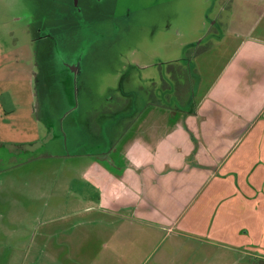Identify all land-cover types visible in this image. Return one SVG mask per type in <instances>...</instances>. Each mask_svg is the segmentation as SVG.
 <instances>
[{
    "label": "rangeland",
    "instance_id": "374dc122",
    "mask_svg": "<svg viewBox=\"0 0 264 264\" xmlns=\"http://www.w3.org/2000/svg\"><path fill=\"white\" fill-rule=\"evenodd\" d=\"M263 67L264 0H0V264H208L197 258L221 257V247L173 237L167 227L166 241L152 243L143 227L125 223L133 210L98 208L99 193L82 182L86 155L98 146L67 135L72 126L81 133L86 110L101 106L118 111L99 113L109 127L138 119L159 132L168 106L182 104L202 113L203 123H231L225 133L215 126L221 144L238 133L227 163L231 184L223 186L247 195L240 243L250 244L252 264H264V93L253 82ZM154 95L162 104L170 97L167 107L146 104ZM9 108L17 111L5 115ZM247 118L245 130L239 123ZM47 119L56 120L57 136L45 144Z\"/></svg>",
    "mask_w": 264,
    "mask_h": 264
},
{
    "label": "crops",
    "instance_id": "0c3cea01",
    "mask_svg": "<svg viewBox=\"0 0 264 264\" xmlns=\"http://www.w3.org/2000/svg\"><path fill=\"white\" fill-rule=\"evenodd\" d=\"M243 72L244 75L239 79L240 82H244L242 86L245 91L248 86L247 71ZM261 73L260 80L253 82H259L260 88L256 86L255 88L261 89L264 93V67ZM155 97L157 96H148L146 104L150 103L153 106L161 104L167 107L164 103L170 97L167 96L163 104ZM180 97V102L187 98L185 94ZM182 106L183 109H176L177 111L173 106H168L167 125H164L159 132L152 126L139 124L138 119L126 121V127L117 120L110 121V127L105 125L100 120L99 113H117L118 111L113 108L101 106V110L99 108L86 110L90 116L86 117V125L81 133H78L76 126L67 129V135L72 139L74 131L77 133L74 143H81L86 147L92 141L98 146L95 152H88L86 155L87 163L84 165L82 182L99 193L95 197L98 208L112 209L109 214H118L117 211L122 210L136 212L133 217L128 216L125 223L132 229L143 227L145 237L152 243H155L156 239L160 240V245L166 241L164 238L167 236L162 231L167 227L173 237L178 236L177 234L180 236L186 234V238L199 241L202 245L212 247L217 245L224 250L221 257L199 256L197 260H203L201 262L242 264L244 257L246 261L250 260L247 261L248 264H252V259L248 255L253 252L246 247L250 244L240 243L244 229L240 228L239 223L246 214V204L244 206L243 203L247 195L240 187L237 189L232 187L231 191L227 186H223L226 183L231 184L228 178L231 172H228L227 163L235 153V151L232 153L235 148L233 139L237 138L238 133L234 135L233 129L232 143L221 144V141L215 137L217 134L215 126H221L218 125V121L203 123L199 120L203 116L202 113L196 117L191 115V111L187 112L183 104ZM77 110L78 108L71 109V111ZM16 111L15 108H9L4 112L8 115ZM212 112L214 109L206 114ZM188 114L190 116H187ZM75 116L76 113L74 119ZM222 118L232 120L229 115ZM45 122L48 125V134L52 137L45 138L44 142L47 144L56 139L54 123L56 120L47 119ZM248 123H250L249 118L239 124L241 126L246 124L245 130H247L250 127ZM229 125L228 123L222 125L221 127L224 128L220 130L221 133H225L226 129H232ZM59 134L64 135L61 131ZM211 135L214 137L211 138ZM85 138H88L86 144ZM105 141L110 144L107 149L102 150L100 146ZM216 163L217 167H215ZM256 180L257 178L255 182ZM253 185L256 186L254 182ZM182 203H189V208L181 206ZM223 210L229 212L225 213ZM248 227L251 229L252 226L248 224ZM230 250H235V255L239 251H244L245 255L242 257L233 255L234 257L226 261V253ZM176 254L177 261H180L181 254ZM185 256L183 262H187ZM147 257L148 255L145 258ZM190 258L193 262L192 257Z\"/></svg>",
    "mask_w": 264,
    "mask_h": 264
},
{
    "label": "trees",
    "instance_id": "16d2710c",
    "mask_svg": "<svg viewBox=\"0 0 264 264\" xmlns=\"http://www.w3.org/2000/svg\"><path fill=\"white\" fill-rule=\"evenodd\" d=\"M21 147H25L24 145H22ZM17 148H19L18 146H17Z\"/></svg>",
    "mask_w": 264,
    "mask_h": 264
},
{
    "label": "flooded vegetation",
    "instance_id": "af4514ba",
    "mask_svg": "<svg viewBox=\"0 0 264 264\" xmlns=\"http://www.w3.org/2000/svg\"><path fill=\"white\" fill-rule=\"evenodd\" d=\"M78 11V10H77Z\"/></svg>",
    "mask_w": 264,
    "mask_h": 264
}]
</instances>
